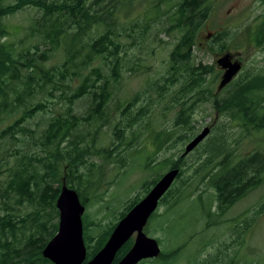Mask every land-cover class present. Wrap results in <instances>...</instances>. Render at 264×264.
Wrapping results in <instances>:
<instances>
[{
  "label": "trees",
  "instance_id": "obj_1",
  "mask_svg": "<svg viewBox=\"0 0 264 264\" xmlns=\"http://www.w3.org/2000/svg\"><path fill=\"white\" fill-rule=\"evenodd\" d=\"M139 1L0 0V197L6 205L4 212H0V264H54L43 256V249L58 230L59 222L54 220L59 218L56 202L62 186L66 184L76 189L87 205L86 191L94 187V181L91 169L79 170L91 154L83 128L92 120L98 127L105 123V107L113 95L112 88L121 80L123 68L135 71L140 61L134 54L125 66V57L121 55L125 52L123 40H129V46L143 48L152 37L157 40L160 33L174 35L177 39L170 54L169 69L161 76L159 85L151 86L165 97L180 85L172 100V108L180 105L173 125L160 133L157 131L158 135L150 132L158 149L172 140L185 141L196 135L187 115L194 110L195 102L212 100L215 109L241 121L248 136L264 130V70L249 69L229 83L232 89L228 95L219 97L207 81L212 66L194 60L197 34L208 14L207 0H146L149 8L132 18ZM27 8L35 10L29 25L31 42L25 44L21 38L14 42L9 38L7 18ZM252 39L256 46L264 48V14L252 31ZM56 57L60 63L49 66L48 61ZM57 91L61 92L59 97H63L67 109L52 116L37 136L29 121L47 109L57 97ZM85 95L91 97L90 110L79 115L73 106ZM151 104L149 102L148 106ZM136 115L141 117V113ZM121 132L123 129L117 127L115 133L123 141L126 138ZM133 133L136 138V131ZM216 141L210 145V154L205 152L207 158L203 160L201 154L197 164L194 162L191 167L199 166L193 176L205 173L203 181L209 182L214 195L208 191L196 195L194 191L198 186L194 187V193L187 192L191 184L182 179L185 168L181 155L168 161L166 168H179L180 172L161 204L170 198V212L182 201L197 196L201 204L198 221L207 220V227L210 223L218 228L225 225L226 219L222 217L226 211L263 183L264 152L256 150L235 159L233 153L225 152L223 141L215 145ZM20 143L22 148H19ZM3 172L6 173L4 178L1 177ZM61 173L70 179L63 182ZM162 175L145 181L142 191L148 193ZM74 179L79 180L78 184H74ZM180 181L182 185L177 184ZM142 198L138 194L130 200L120 213V219ZM157 213L155 211L151 219ZM83 217L88 260L105 245L120 219L102 231L92 245L93 223L88 222V216ZM204 229L203 225L198 231L200 237ZM192 238L180 243L177 249L163 250L161 264H174ZM131 245L132 241L128 240L126 247L118 250L112 264H117ZM213 245V239L204 241L191 264H252L240 261L237 251L233 256L220 248L213 254Z\"/></svg>",
  "mask_w": 264,
  "mask_h": 264
},
{
  "label": "rangeland",
  "instance_id": "obj_2",
  "mask_svg": "<svg viewBox=\"0 0 264 264\" xmlns=\"http://www.w3.org/2000/svg\"><path fill=\"white\" fill-rule=\"evenodd\" d=\"M206 5L208 14L197 34L194 60L197 63L203 62L212 66L211 73L207 75L208 84L214 94L224 97L232 89V84L219 89L222 72L217 59L224 53L229 52L243 62V68L234 81L249 69L258 72L264 70V48L256 46L252 39L253 29L263 18L264 0H207ZM145 8H149V2L140 0L131 17L140 16ZM34 15L35 10L27 8L7 18L10 29L9 38L12 41L19 42L21 38L25 44L31 42L29 25ZM216 35L220 37L215 39ZM156 39L152 37L143 48L136 45L129 46V40H123L125 52H121V55L125 57V66L128 58H133L134 54L140 58V61L136 63L135 71L130 72L123 68L121 80L112 88L113 95L105 107V116H107L105 123L98 127V123L92 120L83 128L85 137L91 145V154L88 155L87 163L80 166L79 170L88 172L91 169L93 172L94 187L86 191L88 203L85 205L83 214L88 216L89 223H93L90 229V234L94 236L92 245L102 231L120 219V213L130 200L135 199L138 194L142 197L147 194L142 191L141 185L167 172L168 161L183 155L191 139L172 140L164 143L161 149H158L155 144L152 145L153 136H150V132L153 131L155 135H158L157 131H164L168 126L171 127L180 110L179 104L171 107L174 92L180 85L165 97L160 96L151 87L159 85L161 76L169 69L170 54L177 40L174 35L169 36L165 33H160ZM158 39L163 41L159 42ZM58 63L60 61L57 57L48 61L49 66ZM56 94L57 97L51 100L47 109L39 112L29 121L30 125L36 129L37 136H39V129H42L52 116L67 109L65 100L59 97L61 92L57 91ZM192 97L193 95L188 96V100ZM90 98V95H85L77 100L73 106L74 111L79 115L87 114L91 106ZM149 102L152 103L151 106H148ZM192 106L195 108V114L190 113L194 114L190 122L194 126L195 134L206 126L211 127V132L193 151L183 155L185 173L182 179L191 184L187 190L190 194L195 192L197 195L208 191L214 195L213 188L210 184L208 185L209 182L203 181L204 172L193 176L194 169L199 166L191 168L192 163L197 164L201 154L203 160L207 158V154H210V145L216 141L215 138H217L215 145L223 141L225 152L233 153L235 159L256 150L264 152V130L248 136L246 129L241 126L242 122L215 109L212 100L200 104L195 102ZM142 107L144 109H141ZM140 113L141 117L137 118L136 114ZM213 121L214 125H212ZM209 123L212 124L209 125ZM130 124L132 127H129ZM117 127L123 129L120 133L126 138L123 141L115 133ZM133 131L137 133L136 138ZM121 141L131 146L123 147ZM22 147L20 143L19 148ZM150 159L154 160L149 162ZM221 159L222 157L217 160ZM150 165L151 168L148 167ZM5 175L6 173L3 172L1 177L4 178ZM60 179L67 182L70 177L61 173ZM78 181L75 180L74 184H78ZM182 181L177 184L180 185ZM57 185L58 183L55 182L54 186ZM196 186L198 188L192 192ZM80 198L84 203V197ZM3 200L0 197V212H4L3 208L6 206ZM167 200L161 206L159 204L156 210L158 215L150 220L147 232L157 237L162 245V251L177 249L180 243L187 242L193 236L192 241L183 249L174 264H191L202 243L212 239L214 240L211 248L213 254L223 248L233 256L237 251L236 255L242 262L246 260L252 264H264V181L226 211L222 217L226 219L225 225L221 224L218 228L212 226L210 230L211 224L209 223L207 227V220L198 221L201 204L197 196L182 201L170 212H168V205L171 200L170 198ZM54 221L59 222V218ZM203 225L205 229L201 231L203 234L200 237L198 231ZM160 260L161 258H157L140 264H161Z\"/></svg>",
  "mask_w": 264,
  "mask_h": 264
},
{
  "label": "water",
  "instance_id": "obj_3",
  "mask_svg": "<svg viewBox=\"0 0 264 264\" xmlns=\"http://www.w3.org/2000/svg\"><path fill=\"white\" fill-rule=\"evenodd\" d=\"M232 59L229 52L217 59L218 65L225 70L219 89L229 84L242 70V62ZM210 132L211 127H204L188 142L183 155L193 151ZM179 172V168H171L165 172L149 192L119 220L105 245L88 260L83 225L86 206L76 189L64 184L56 202L59 210L58 230L43 249V256L54 264H112L118 250L135 233L133 246L117 264H138L144 259L159 256L162 248L158 240L148 236L144 227Z\"/></svg>",
  "mask_w": 264,
  "mask_h": 264
},
{
  "label": "flooded vegetation",
  "instance_id": "obj_4",
  "mask_svg": "<svg viewBox=\"0 0 264 264\" xmlns=\"http://www.w3.org/2000/svg\"><path fill=\"white\" fill-rule=\"evenodd\" d=\"M233 61H235V60H239V61H241L240 59H238V58H235V57H233V59H232ZM242 62V61H241ZM218 64V63H217ZM219 68L221 69V71L220 72H222V75H221V79H222V76H223V73L225 72V70L222 68V67H220L219 66ZM242 68H243V62H242ZM234 78H236V76L234 77ZM234 80V79H233ZM221 81V80H220ZM228 85V84H227ZM193 107V106H192ZM194 108V107H193ZM194 111H195V108H194V110H192V112L194 113ZM187 114L188 115V119H189V121H191V119H192V117H193V115L195 114ZM212 123H209V125H211ZM212 125H214V121H213V124ZM215 127V126H214ZM198 134V133H197ZM156 145V143H154V142H152V145ZM157 146V145H156ZM153 147V146H152ZM153 149H154V147H153ZM162 199H163V197L161 198V200H160V202H159V204H160V206L162 205L161 204V201H162ZM163 203V202H162ZM150 220H151V216H150V218L148 219V222H147V224L145 225V227H144V231H145V233L148 235V236H150V237H154V238H156L157 239V237H155V236H152V235H150L147 231L149 230V223H150ZM212 226H215L214 224L213 225H211L210 226V228H209V230L212 228ZM135 238H136V233L135 234H133L128 240H130V241H132V245L130 246V247H132L133 246V244H134V242H135ZM127 240V241H128ZM158 240V239H157ZM126 241V242H127ZM125 242V243H126ZM158 242H159V245H160V247H162V245H161V243H160V241L158 240ZM125 243L121 246V247H126L125 246ZM162 252V251H161ZM160 255H161V253H160ZM160 255L159 256H157V257H155V258H148V259H144V260H142V261H140L138 264H140V263H142V262H144V261H147V260H154V259H157V258H160ZM123 258V257H122ZM160 262L162 263V261L160 260Z\"/></svg>",
  "mask_w": 264,
  "mask_h": 264
}]
</instances>
